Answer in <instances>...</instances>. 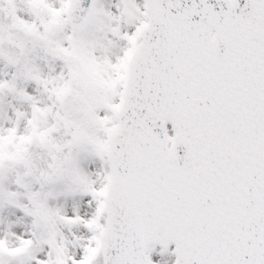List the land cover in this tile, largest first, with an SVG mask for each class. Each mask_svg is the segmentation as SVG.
<instances>
[{
    "label": "snow or ice",
    "instance_id": "obj_1",
    "mask_svg": "<svg viewBox=\"0 0 264 264\" xmlns=\"http://www.w3.org/2000/svg\"><path fill=\"white\" fill-rule=\"evenodd\" d=\"M0 264H264V0H0Z\"/></svg>",
    "mask_w": 264,
    "mask_h": 264
}]
</instances>
